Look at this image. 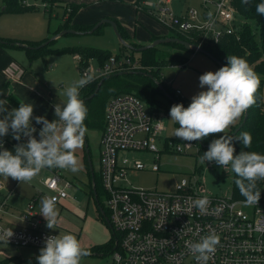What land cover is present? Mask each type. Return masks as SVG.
Masks as SVG:
<instances>
[{"label": "built area", "instance_id": "obj_1", "mask_svg": "<svg viewBox=\"0 0 264 264\" xmlns=\"http://www.w3.org/2000/svg\"><path fill=\"white\" fill-rule=\"evenodd\" d=\"M171 1L142 2L136 7L143 8L174 34L187 36L192 40L187 41L200 47L216 42L222 34H237L239 23L233 0H200L201 9L187 4L181 13L170 8ZM75 57L80 61L79 54ZM150 69L129 56L111 55L96 67L88 59L82 66L81 76L91 75L93 81L122 70ZM175 94L180 96V90L176 89ZM164 130L163 121L136 93L120 92L107 100L98 162L104 205L98 192L96 194L104 212L100 215L112 230V264H198L188 246L211 233L219 237V244L207 264H264V201L261 199L258 204L250 205L249 215L240 206L246 205L243 200H236L231 194L207 192L201 182L186 177L170 190L126 184L128 170L159 171L157 142ZM191 143L177 144L175 151L182 152L195 144ZM127 150L152 152L154 157L150 163H144L137 158L119 156L120 151ZM53 169L44 181L49 193L38 195L27 204L22 213L24 225L16 228L0 222V230L12 229L13 232L8 243L0 242L44 247L45 238L56 235L40 227L41 222L34 212V204L39 199L53 198L58 203L68 197L69 182L63 183L59 168ZM3 189L0 176V192ZM203 197L208 198L205 211L192 203ZM3 203L4 200L0 206Z\"/></svg>", "mask_w": 264, "mask_h": 264}, {"label": "rangeland", "instance_id": "obj_2", "mask_svg": "<svg viewBox=\"0 0 264 264\" xmlns=\"http://www.w3.org/2000/svg\"><path fill=\"white\" fill-rule=\"evenodd\" d=\"M26 1L29 5L38 8L15 13V15L1 16L0 30H7L9 32V30L14 29L19 33L29 34L30 40H38L49 36L59 25L65 24L66 10L62 6L65 4H79L80 6L69 22L75 26L86 27L95 24L103 17L111 18L117 21L118 24H121L124 29L126 28L131 37L139 43L144 42L152 33L155 35L174 34L169 30L167 25L157 21L149 12L143 10V8L138 9L136 7L137 3L141 6L142 2H154L156 0H62L63 3L58 0H52L51 2H45L43 0ZM187 3L201 9L200 0H172L169 6L174 12H178ZM1 4L2 2L0 0ZM66 8L69 10L70 7ZM8 19H16V21ZM237 21L239 23V18ZM157 46L156 56L159 59L168 60L166 61V65L161 68V81L171 91L175 92L176 89H179L181 101L187 107L191 102V97L203 90L199 87V77L208 71L215 72L220 67L215 61L201 52L184 50L168 44H159ZM65 47L106 49L112 54H118L121 58L124 55H133L134 58L139 56L137 52L125 48L120 43L112 26L109 24L101 25L92 33H67L57 37L49 44V48L51 49ZM175 53H182L188 58L187 67L180 68L176 61L169 59ZM73 55V52L67 51L45 54L29 60V86H34V92L31 94L32 102L42 111L34 110L33 117L42 116L50 122L57 119L53 115V105H63L66 100V97L63 95L64 88L82 78V65L79 64ZM89 60L93 66L96 67L99 65V61L96 58ZM41 89L48 93V97L41 92ZM262 95L264 99V91ZM154 98L161 113L165 114L163 118L165 124L164 134L157 142L158 150L160 151L158 159L160 168L157 172L151 171L149 168L144 170H128L126 184L144 188L170 190L176 185L177 181L186 177L193 181L201 182L205 191L212 194H231L233 172L221 168L214 162L201 163V156L198 155L199 147L196 144L182 152L178 153L175 151L177 144L183 145L185 141L174 136V131L179 125L170 120V111H166L171 106L169 99L163 93H156ZM106 101L107 99H105L104 106H101L98 110L102 121ZM32 125L36 128V132L33 135L39 139V131L42 125L36 124L34 118ZM234 125L230 126L226 132H229ZM101 129L102 127L87 128L85 140L89 148L94 178L99 188L97 191L99 200L104 205V196L99 187L98 178ZM221 134L210 135L205 140L212 141L213 139H218V136ZM166 137L168 138L165 141ZM2 141L3 147L10 151H14V146L21 143L20 141L14 140L11 134L3 137ZM75 155L79 162L78 172L72 173L69 170L59 168L63 183L66 180L69 182V196L55 203L58 217L56 229H51V231L56 235L70 233L77 237L81 246L91 253V255L82 258L81 264H112L111 252L95 254V251L89 250L94 245L102 244L110 240L112 230L97 210L94 198L88 194L90 179L84 163L83 148H79ZM119 156L137 158L144 163H150L154 157V153L127 150L120 151ZM53 170V168H45L30 182L22 183L13 180L11 177L6 179L2 176L4 188H6L5 185L7 186L12 182L16 183L14 193L7 197L10 198L8 202L14 207L21 208L26 205L29 197L35 194H39V196L48 194L44 179ZM26 196H28V199ZM260 199L264 201V182L261 188ZM240 206L247 214H251L252 209L249 205ZM36 208L39 207L37 206ZM41 248L32 246L20 247L0 242V264H20V261L22 262L23 259L28 257H34L33 259L35 260Z\"/></svg>", "mask_w": 264, "mask_h": 264}, {"label": "clouds", "instance_id": "obj_3", "mask_svg": "<svg viewBox=\"0 0 264 264\" xmlns=\"http://www.w3.org/2000/svg\"><path fill=\"white\" fill-rule=\"evenodd\" d=\"M250 0H242L249 4ZM256 12L264 16V2L256 5ZM228 63L215 72L208 71L199 77V87L203 90L191 97L187 107L174 104L170 108L171 121L179 125L174 136L187 142L201 141L210 135L223 134L244 115L246 110L256 103V93L260 79L247 61L238 56H227ZM86 75L63 90L66 97L63 105H54L57 119L49 121L45 117H33V105L20 103L18 108L9 109L8 101L0 98V176L22 182H30L45 168H60L76 173L79 162L75 155L82 147L87 131L84 123L87 107L79 98V90L92 81ZM42 125L39 139L33 134ZM11 134L16 141L26 138V142L14 146V151L3 147L2 138ZM233 137L221 135L213 139L208 150L200 157V162H214L221 168L234 172L238 177L234 183L245 198L246 205L258 204L261 191L257 181L264 180V154L243 151L235 154ZM249 149L251 134L242 132L235 138ZM193 206L205 211L208 198L194 200ZM39 214L47 222V228L56 229L58 212L53 198H44L40 202ZM13 236L12 229L0 230V241ZM219 244L214 233L191 243L189 252L198 264H207L210 255ZM91 253L81 246L76 236L68 234L50 235L44 240V247L36 257L37 264H81L82 258Z\"/></svg>", "mask_w": 264, "mask_h": 264}, {"label": "trees", "instance_id": "obj_4", "mask_svg": "<svg viewBox=\"0 0 264 264\" xmlns=\"http://www.w3.org/2000/svg\"><path fill=\"white\" fill-rule=\"evenodd\" d=\"M3 8H0V14L2 13H21L26 12L32 9H36L35 6L25 4L24 0H2ZM45 2H51L52 0H43ZM264 2V0H250L249 4H243L242 0H233L234 6L237 8V17L239 18L238 24V35L231 34H222L216 42L206 43L203 45V48L211 53L217 60L221 62L223 66H225L227 61V56H238L247 61L250 67L254 70L257 76L260 79V87L258 92L256 93V103L247 109V116L242 125L233 133L235 128L241 123L243 116L240 118L239 122L236 123L229 132L223 133L221 135L231 136L233 137V145L235 147V154H239L241 150L256 152L259 154H264V99H263V90H264V16L259 15L256 12V5ZM79 4H65L64 7L66 10V22L65 24H61L57 29L51 32V35L58 34L61 30L66 28L74 29L81 34H86L88 30L92 28L93 25H88L86 27L75 26L70 24L71 17L74 15L75 11L79 7ZM70 7L69 10H67ZM115 21V20H114ZM119 34L122 39L127 42V44L131 45L133 48H139L142 46L141 43L136 41H128L129 36L127 34L126 29L123 28L121 24H118L115 21ZM100 27V26H99ZM98 27V28H99ZM97 29V28H96ZM96 29L93 31L95 32ZM171 36L179 37L181 39L189 40L187 36H183L180 34H170ZM50 36L39 40V41H27L20 39H13L8 37L0 36V45L12 46L16 48H22L25 50L27 57L29 60H32L38 56H43L45 54H53V53H62L71 51L74 54L80 55V65H84L87 63L88 59L96 58L99 61V65L104 64L108 58L112 55L109 50L99 49V48H85L81 47H72V48H60V49H51L49 48V44L54 41H50L48 44H44L39 46L41 43L49 39ZM159 36H151L150 42ZM168 45L184 49L183 46L177 43H166ZM39 46V47H38ZM123 46L129 49L126 45ZM158 46L150 47L145 50L138 52L139 56L134 58L133 55H124L129 56L131 59H137L141 65L149 66L151 69L141 70L143 73H126L117 75L115 73L110 74L105 77L98 91L89 99H86L93 91L99 83V80L102 78H97L90 83L86 84L83 88L79 90V98L84 101L85 106L87 107V117L84 121L86 128H100L103 127L102 119L100 118L99 109L101 106H104L105 99L116 93L120 92H134L139 96H144L152 107L157 108V104L155 102L156 93H163L165 96V92L168 93L169 96L174 98L179 104H183L179 95H176L174 91H171L170 88L161 81V68L166 65V59H159L156 56ZM131 50V49H129ZM186 50V49H184ZM86 51V52H85ZM133 51V50H132ZM117 58L118 54H113ZM172 61H176L177 64H180V68L187 67L188 58L179 53H175L172 55V58H169ZM150 75V76H149ZM155 79L162 86L155 82ZM165 92H164V90ZM108 96V98H106ZM168 99V98H167ZM107 102V101H106ZM170 105L173 106L174 103L170 101ZM11 103L15 105L17 108L19 105L18 102L12 99ZM170 106V108H171ZM185 107V105H184ZM167 112L170 109H166ZM242 132H248L251 134L252 143L249 149L244 148L242 142L236 140L235 138L240 135ZM220 135V136H221ZM218 136V138H220ZM203 144L199 145L197 141L194 143L199 147L198 155L202 156L205 151L208 150L209 144L211 141L202 140ZM84 163L86 166L87 174H89L90 179V171L88 167V162L86 159V155L83 154ZM238 177L233 172L232 176V185H231V196L236 200H245V198L240 194L239 188L235 185L234 181ZM264 180L257 181V187L261 191L262 184ZM95 189L96 192L99 190L97 187V182L94 178ZM88 194L92 195L91 188V179L89 183V191ZM261 197V196H260ZM114 247V240L110 238V240L105 243L94 245L89 248V250L95 251V253L100 252H111ZM34 263L37 264V260L33 259Z\"/></svg>", "mask_w": 264, "mask_h": 264}, {"label": "crops", "instance_id": "obj_5", "mask_svg": "<svg viewBox=\"0 0 264 264\" xmlns=\"http://www.w3.org/2000/svg\"><path fill=\"white\" fill-rule=\"evenodd\" d=\"M58 1L63 3L62 0H58ZM156 1H154V2H156ZM1 2H2V4L0 5V8H3V1L1 0ZM24 2H25V4H28V2L26 0H24ZM186 5L181 7V9L175 13H181ZM36 8H38V7H36ZM5 15H15V13H2V14H0V17L5 16ZM12 18H14V17H12ZM8 20L16 21V19H8ZM77 34H79V33H77ZM127 34L129 36L128 41H135L131 37V35L128 33V31H127ZM0 36L13 38V39L27 40V41H39V40L46 38V37H43V38L38 39V40H30L29 34L19 33L17 30H14V29L9 30V32H7V30H0ZM151 36H171V35H169V34L155 35L152 33L151 35H149V37L144 42H141V44L144 45V44L149 43ZM24 52H25V50L22 48H16V47H12V46L3 47L0 45V98L6 99L8 101L7 107L9 109L17 108L15 105H13L11 103L12 99H14L18 102L17 103L18 105L20 103L32 104L34 110H38V111L42 112L41 110H39V107L35 106L32 102L31 94L34 92V86L33 85L29 86V59L27 57L26 52L25 53ZM75 55L76 54H74L73 57H75ZM182 55H184V54H182ZM41 92L48 97V93H46V91L42 90ZM141 97H143L145 99V101H147L143 95ZM53 108H54V105H53ZM149 108L151 109L152 112H154L156 114V117L158 116V118H160L164 123L163 118H164L165 114H162L158 107L155 109L150 104H149ZM53 115H54V113H53ZM240 118L237 120V122H239ZM163 134H164V132H163ZM167 138L168 137H166V140H167ZM20 142L21 143L26 142V138H22ZM49 176H47V177H49ZM45 179H44V181H45ZM15 186H16V183L12 182L7 186L5 185V187L7 189L4 188L0 192V202L2 200H4V203L0 206V222L4 225L19 228V227L24 225V221L22 219V213L25 210V208L27 207V204L34 197H37L39 194H37V195L35 194V195L29 197V200L26 203V205H24L21 208H17V207H14L12 204H10L8 202L10 198H7L14 193ZM8 190L10 192H7ZM48 193H49V191H48ZM68 196H69V193H68ZM91 196L93 197V194ZM27 197L28 196H26V198ZM64 199H66V198H64ZM64 199H61V200H64ZM40 202H41L40 199L35 202L34 212L36 213V217L41 222L40 227L42 229H46V230L51 231V229L47 228V226H46L47 222L44 219V217L39 214L40 208H41ZM37 206L39 208H36ZM51 232H53V231H51ZM33 258L34 257H28L26 259H23L22 262L20 261V264H26V263L35 264L34 261H32ZM35 259H36V257H35ZM2 262H4V261H2Z\"/></svg>", "mask_w": 264, "mask_h": 264}, {"label": "water", "instance_id": "obj_6", "mask_svg": "<svg viewBox=\"0 0 264 264\" xmlns=\"http://www.w3.org/2000/svg\"><path fill=\"white\" fill-rule=\"evenodd\" d=\"M103 24H109V25H111L112 28H113V30H114V32H115V34L117 35L120 43L126 45L129 49H131L133 51L140 52L142 50H145V49L150 48V47L157 46L159 44L177 43V44L183 46L184 49H186V50H190V51H194V52H201V53L207 55L209 58H211L213 61H215V63H217L219 65V67H222L223 66L219 60H217L211 53H209L203 47L197 46L196 44L191 43V42H189V41H187L185 39H181L179 37H174V36H159V37L155 38L154 40H152L151 42L147 43L146 45H142L139 48H133L131 45L127 44L122 39L121 35L118 32V29H117V26H116L115 21L112 20L111 18H107V17H104L101 20H99L98 22H96L92 26V28L87 31V33H92L96 28H98L99 26H101ZM67 33H73V34L79 33V34H81V32H78V31H76L74 29L66 28V29L61 30L58 34L52 35L51 37H49V39H47L46 41H44L43 43H41L39 46H42L44 44H48L50 41L56 39L59 36H62L64 34H67ZM126 73H143V72L141 70H122V71L116 72L115 74L121 75V74H126ZM109 75H106V76H109ZM105 77H102L99 80V83L96 86V88L93 91V93H91L88 97H86V99L91 98L98 91V89L100 87V84L102 83V81L104 80ZM154 80H155L156 83L159 84V82L157 81V79L154 78ZM160 88H162L161 85H160ZM164 92H165V90H164ZM165 96L168 99H170V101H172L174 104H179L174 98H172L171 96H169L167 92H165ZM246 116H247V110H246V112L243 115V118H242L241 123L237 126V128H235V130L233 131V133L242 125V123L246 119ZM197 142H198L199 145H202L203 144L202 140L201 141H197ZM82 148H83V154L86 155V159H87L88 167H89V171H90V176H91L90 179H91V188H92V192H93V198H94V200L96 202L97 209H98L99 213L102 214V215H104V212H103L102 208L99 206V203L97 201V194H96L95 183H94V172H93V168H92V165H91V159H90V155H89V148H88L87 142L85 140V137H84V143L82 145ZM106 222L108 223V221H106ZM95 254H97V253H95Z\"/></svg>", "mask_w": 264, "mask_h": 264}]
</instances>
